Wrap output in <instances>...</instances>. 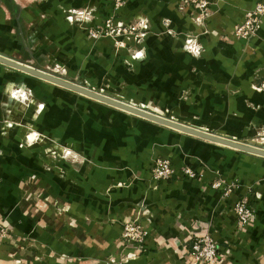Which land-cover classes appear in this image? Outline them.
<instances>
[{
    "label": "crops",
    "instance_id": "1",
    "mask_svg": "<svg viewBox=\"0 0 264 264\" xmlns=\"http://www.w3.org/2000/svg\"><path fill=\"white\" fill-rule=\"evenodd\" d=\"M126 1L120 17L139 14L153 26L146 57L135 61V70L124 57L115 64L93 57L82 62L92 48L99 56L111 49L104 42L85 43L77 28L63 26L66 7L96 5L108 14L112 0H0V42L8 48L26 43L30 58L39 62L67 59L91 80L111 68L124 85L119 97L106 95L257 144V133L264 135V90L254 88L264 82V16L250 41L237 39L234 25L259 0H210L206 32L184 0ZM44 9L50 13L42 18ZM164 19L174 35L164 33ZM187 33L198 34L199 56L184 50ZM54 91L36 129L42 137L72 144L77 158L60 150L50 162L40 140L28 142L30 134L0 133V147L10 148L2 156L9 166L0 172V223L10 232L0 242V264H191V240L201 233L217 242V264H264V157L61 87ZM154 157L172 161L176 173L169 181L151 178ZM184 167L196 176L188 178ZM218 181L234 184L233 192L224 196L212 185ZM244 196L254 217L239 228L234 205ZM131 219L148 227L142 245L125 246L121 238L120 221Z\"/></svg>",
    "mask_w": 264,
    "mask_h": 264
},
{
    "label": "rangeland",
    "instance_id": "2",
    "mask_svg": "<svg viewBox=\"0 0 264 264\" xmlns=\"http://www.w3.org/2000/svg\"><path fill=\"white\" fill-rule=\"evenodd\" d=\"M24 1L33 4L39 0H23V2ZM120 2L121 4L118 6L117 0H112L111 5L113 11L108 14L96 5H71L63 9L62 21L64 24L63 26L66 29H72L75 27L80 31L82 40L85 43L96 44L98 42H104L107 43L111 49V53L99 56L94 52V48L91 47L92 49L88 52L89 54L82 58V62H87L89 60L93 61L94 58L95 61L109 60L113 62L112 64H115L117 60L121 59L120 57H124V59L121 60H124V63L130 70H135V61L142 62L145 59L146 42L148 36L153 32V26H151L150 23H147V25L142 28L143 23H140L139 20L136 19V14H134L132 18L126 20L120 17L118 12L124 7V5H126L127 1L121 0ZM80 12H84L85 15H91L92 19L85 20L80 18ZM49 13L50 11H48V9L41 11L42 18L48 16ZM70 16L72 17L71 20H69ZM164 20L163 24L165 23ZM163 26L165 27V34L168 36L174 35V32H168L165 24ZM4 44V41L0 42L1 55L27 65L38 67L41 70L50 72L66 80L76 82L85 87L99 89L95 91H102V93L108 95L116 93L115 95H118L119 97L120 90L118 89H121L122 85H124L117 82V76L112 73L111 68L106 69L108 75L105 77L103 76L101 78L100 76H97L95 79L91 80L87 78L85 71L81 66L76 67L75 64H72L67 59L62 60L52 58L48 59L49 61L47 60L48 62L46 61L45 63L42 61L39 62L36 57H33V60L30 58V49L26 43H24L23 46L18 43L11 48L4 47ZM8 46L10 47L11 45ZM138 52H143V55H136ZM84 54H86V52ZM29 59L33 62L29 61ZM114 70L115 68H113V72ZM12 90L24 92L26 99L23 100V98H18L15 103L11 104L7 100V94L11 93ZM54 90H59V87L0 64V133L4 135L8 132V134L11 135L12 133L16 137L17 135H21V131L25 135L36 132L37 137L34 142L40 140V142L43 143L48 156H50L46 159L50 160V162H53L52 157L57 156V152L60 150L62 156L66 158H77L74 157L75 152L73 151L74 147L72 144L70 146L64 145L57 141L58 138L52 139L42 137L36 129V122L40 119L39 114L45 111L46 106H49V103L52 101V94L55 92ZM41 103L44 105L43 108H40ZM141 108L151 111L148 106H141ZM53 144L56 146L53 147ZM249 144L257 145L255 142ZM59 145L64 148H59ZM258 146L264 148V145L258 144ZM66 148H71L69 149L71 150V155L65 156L64 149ZM7 149L10 148H5L4 146L0 147V172L2 174H5V166H9L5 165L2 158V156L7 154ZM45 167L49 168L50 165L46 163Z\"/></svg>",
    "mask_w": 264,
    "mask_h": 264
},
{
    "label": "built area",
    "instance_id": "3",
    "mask_svg": "<svg viewBox=\"0 0 264 264\" xmlns=\"http://www.w3.org/2000/svg\"><path fill=\"white\" fill-rule=\"evenodd\" d=\"M121 0H117V5H120ZM188 5H190L194 12L193 21L202 32H206L207 19L211 14L210 10V0H184ZM264 16V0H259L255 5L245 12L244 18L241 22L234 25V35L237 39L250 41L253 37L257 35L258 29L261 25L262 18ZM136 19L140 23L143 21V27L149 24L146 17L136 15ZM164 24L169 33L174 30L170 26L169 20H164ZM140 25V24H139ZM190 43L194 44L198 50V54L190 50ZM184 50L193 56H199L203 51V46L199 40L198 34L187 33L184 41ZM254 88L258 91L264 90V82L259 86L254 85ZM259 141L257 143L264 145V135L258 134ZM56 145L53 144V147ZM71 149V148H66ZM71 153V150H70ZM71 155V154H70ZM149 171L151 178L155 181H169L172 176L176 173V168L172 161L168 158L154 157L151 160V165L149 166ZM182 172L190 179L196 176L194 170L190 167H184ZM214 188H218L222 191L224 196H229L234 188V184L224 185L222 182H214ZM234 212L237 217V225L239 228H243L248 224L254 217V208L250 205L249 198L244 196L239 199L234 205ZM121 238L125 242V246L142 245L146 236L149 233L148 227L143 225L137 220H121ZM9 229L0 223V242L9 238ZM191 253L193 256V261L191 264H217L218 263V245L217 242L207 234H199L192 238L191 240ZM129 256L123 258L126 262ZM123 262L122 259L120 261Z\"/></svg>",
    "mask_w": 264,
    "mask_h": 264
},
{
    "label": "water",
    "instance_id": "4",
    "mask_svg": "<svg viewBox=\"0 0 264 264\" xmlns=\"http://www.w3.org/2000/svg\"><path fill=\"white\" fill-rule=\"evenodd\" d=\"M0 64L5 65L7 67L13 68L15 70H18L20 72H23L25 74H28L30 76H33L35 78L41 79L43 81L52 83L54 85H57L61 88L70 90L72 92L78 93L80 95H83L85 97L91 98L93 100H96L98 102L107 104L109 106L118 108L120 110H123L125 112H128L130 114L139 116L141 118L147 119L149 121L167 126L169 128L178 130L180 132H184L186 134L194 135L203 139H207L213 142H217L219 144L235 148L237 150L247 152L250 154H255L264 157V148L258 145L248 144L244 143L242 141L234 140L231 138H227L215 133H211L205 130L193 128L187 124L178 122L176 120L164 117L162 115L153 113L149 110L128 104L122 100H119L117 98L108 96L106 94H102L98 91L92 90L88 87H85L81 84H78L76 82H72L69 80H66L62 77H59L55 74H52L50 72L44 71L39 69L38 67L27 65L25 63L16 61L14 59L8 58L6 56H3L0 54Z\"/></svg>",
    "mask_w": 264,
    "mask_h": 264
},
{
    "label": "clouds",
    "instance_id": "5",
    "mask_svg": "<svg viewBox=\"0 0 264 264\" xmlns=\"http://www.w3.org/2000/svg\"><path fill=\"white\" fill-rule=\"evenodd\" d=\"M118 6H119V5H118ZM79 17H80V18H83V19H85V20H90V19H92L91 15H85L84 12H80V13H79ZM71 19H72V17L70 16V17H69V20H71ZM142 23H143V21H142ZM190 50H191L192 52L198 54V50H197V48H196V46H195L194 44H191V43H190ZM138 53H141V54L143 55V52H138ZM136 55H137V54H136ZM11 94H12L13 96H19L20 98H25V94H24V92H17L16 90H12V91H11ZM43 107H44V105L41 103V104H40V108H43ZM36 137H37V133H36V132H32V133L28 136V142H29V143H32L33 141H35ZM64 154H65V156L70 155V154H71V153H70V150H69V149H64Z\"/></svg>",
    "mask_w": 264,
    "mask_h": 264
},
{
    "label": "bare ground",
    "instance_id": "6",
    "mask_svg": "<svg viewBox=\"0 0 264 264\" xmlns=\"http://www.w3.org/2000/svg\"><path fill=\"white\" fill-rule=\"evenodd\" d=\"M20 98L19 96H13L11 93L7 94V100L12 104L15 103V101ZM22 99V98H21ZM26 99V95L25 98H23V100Z\"/></svg>",
    "mask_w": 264,
    "mask_h": 264
},
{
    "label": "snow or ice",
    "instance_id": "7",
    "mask_svg": "<svg viewBox=\"0 0 264 264\" xmlns=\"http://www.w3.org/2000/svg\"><path fill=\"white\" fill-rule=\"evenodd\" d=\"M137 55H138V56H142V54H141V53H137Z\"/></svg>",
    "mask_w": 264,
    "mask_h": 264
}]
</instances>
